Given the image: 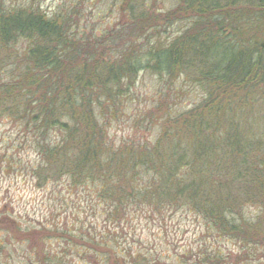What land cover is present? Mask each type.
Returning <instances> with one entry per match:
<instances>
[{
	"label": "trees",
	"instance_id": "16d2710c",
	"mask_svg": "<svg viewBox=\"0 0 264 264\" xmlns=\"http://www.w3.org/2000/svg\"><path fill=\"white\" fill-rule=\"evenodd\" d=\"M117 1L125 23L97 35L0 0V119L17 130L11 142L33 150L39 188L87 187L93 215L114 228L54 233L83 247L88 264L224 263L220 253L201 260L142 250L136 228L120 248L116 229L187 210L220 238L264 248V0H178L165 16L148 0ZM170 23L184 25L149 42ZM142 72L169 85L187 78L204 96L178 113L161 102L145 117L146 136L115 143L110 129ZM248 206L260 214L248 217ZM38 264L63 262L41 252Z\"/></svg>",
	"mask_w": 264,
	"mask_h": 264
},
{
	"label": "rangeland",
	"instance_id": "374dc122",
	"mask_svg": "<svg viewBox=\"0 0 264 264\" xmlns=\"http://www.w3.org/2000/svg\"><path fill=\"white\" fill-rule=\"evenodd\" d=\"M7 8H40L49 17L66 16L73 27L80 32L94 30L97 35L108 33L117 24H124L120 2L117 0H4ZM155 5L157 15L165 16L173 10L178 0H148ZM181 23H170L161 28L149 42L172 39L183 27ZM148 41L144 47L147 48ZM204 96L203 90L187 78H179L169 85L166 77L142 72L137 85L126 104L124 114L110 129L115 143L130 139L135 134L146 136L147 114L164 103L173 113L183 112L198 105ZM17 130L6 120L0 119V264H38V254L51 253L62 259L63 264H88L83 259V247L72 241L58 238L54 231L68 232L83 236V225L97 234L114 232L111 224L93 215L91 205L96 197L88 188L73 187L67 180L51 183L39 188L29 168L36 164L33 150L16 149L11 142ZM14 151L12 161L8 155ZM92 203V204H91ZM103 210V206L100 207ZM100 210V211H101ZM248 217L260 214L256 207H246ZM145 221V220H143ZM48 228L47 230H45ZM137 230L134 247L145 250L155 248L170 258L184 254L185 257L201 258L206 253H220L227 256L221 264H264V248L243 247L234 241L220 238L211 232L206 222L182 210L165 220L157 219L148 223L138 220L124 225V231L116 229L120 248ZM50 230L51 232H49ZM60 235V234H59ZM57 236V237H56Z\"/></svg>",
	"mask_w": 264,
	"mask_h": 264
}]
</instances>
